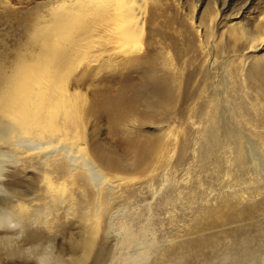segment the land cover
Instances as JSON below:
<instances>
[{"label": "bare ground", "instance_id": "bare-ground-1", "mask_svg": "<svg viewBox=\"0 0 264 264\" xmlns=\"http://www.w3.org/2000/svg\"><path fill=\"white\" fill-rule=\"evenodd\" d=\"M166 1L44 0L20 16L13 59L0 56V210L23 225L0 229L5 253L26 242L54 245L60 264H264V19L231 23L239 49L219 62L215 15L174 26ZM101 69L116 77L112 94L89 82ZM218 69L216 85L194 91L197 75L204 84ZM98 118L131 150L96 146ZM193 158L202 170L222 163L227 184L243 186L190 194L189 217L160 233L161 216L182 210L184 182L170 177ZM12 173L27 184H5Z\"/></svg>", "mask_w": 264, "mask_h": 264}, {"label": "rangeland", "instance_id": "rangeland-1", "mask_svg": "<svg viewBox=\"0 0 264 264\" xmlns=\"http://www.w3.org/2000/svg\"><path fill=\"white\" fill-rule=\"evenodd\" d=\"M43 1L44 0H0V39H3L4 45H7V47L10 48V51H7V49L4 48V52H2L1 50L3 47L2 46L3 42H1L2 40H0V56L4 58V60L9 61L13 59V54L11 53L12 49H14L16 45L19 43V40H21L20 37L22 36L23 31L22 28H20L18 25L20 16H23L27 10L32 11L31 9L36 4H39ZM166 2L168 4L167 6L168 7L167 12L169 13L168 18L172 17L173 19H175L173 21L174 26L176 25L179 26L180 24H182L183 20L187 15L188 16L192 15L195 21L201 24L208 23L210 20H214L213 17L215 15L213 32L216 42H218L217 47L219 46L217 48V54H216L217 60L219 62L221 61L223 62L224 58H226L228 61L234 60V56L237 53H233V52H237V50L239 49L238 46L236 47L233 46L231 34L228 33L229 25L231 23L242 22L243 25L247 27V29H252L254 28V26L257 27V25L259 24V20L262 17L264 19V0H167ZM6 55L9 59L6 57ZM260 56L264 57V44L262 45V48L260 49L257 57ZM99 71L100 72H98L96 76H93L89 80V82L94 81L92 83V87L95 86L94 88L97 91L101 87L102 88L99 90V92L102 89L108 88L109 90L110 89L112 90L111 91L112 94V92L115 89H117L118 86V84H116L117 83L115 79L116 77H114L113 72L110 71L109 69H101ZM202 75L203 74H199L195 77L194 80L195 83L193 85L195 92L197 89H201V87H204L207 84L216 85V83L220 81L222 72L220 70L214 76L213 80H208L204 82V84L201 81ZM131 76L135 79L136 82L139 81V76L137 77L134 74H132ZM94 88L88 90L89 95H91L92 92H95ZM259 103L261 107V112L263 113V117H264V102L259 101ZM202 104H203L202 101L199 102L198 108H200ZM107 121L108 120H106L105 118H98L97 121L95 120L91 122V126L93 127V135H92L94 139L93 141L95 142L96 146L103 145V147L105 148L108 145L109 147L108 146L106 147V149L108 148V151L115 150L118 154H120V152L121 154H124V152L127 153V150H131V149H126V147H124L125 149L123 148L120 142V138L117 135H115L114 132L113 133L111 132L113 131L112 127H110L111 124H109ZM142 130H144L143 135L145 136V139L151 137L152 140H155L156 134L154 133V127L148 126L147 124V126H144ZM108 131H110L111 133H109ZM244 134H245L244 136L246 137L245 140L251 141L247 132H244ZM138 139H141V137H139ZM261 154L264 155V152L262 151ZM190 165L191 168H189L188 170L184 168V170H179L178 172L173 173L170 177V179H172L177 183H179L180 181L184 182L182 183L183 185L182 184L180 185L182 186L181 190L183 191L181 192L182 210L180 211L179 215L175 216V218L170 216L172 215L171 213L170 215L164 214L163 216H161L160 219L161 222L163 221L162 222L163 227L160 230V233L163 232L167 233L171 230L176 229L175 225L177 226V223L178 226L181 225L179 222L181 219H187L189 217L190 215V213H188L189 211L186 212L187 211L186 199L188 198V201L190 203L193 202V199H190V194H194L197 201H199L200 199H212L213 197L223 198V194L225 193L228 194L231 192L232 189L242 188L243 186L242 184H240L238 187V185H234L233 182L227 184L226 181H229V179L227 180L226 168L220 162L218 163L210 162L207 168L205 170H202L199 167H197L198 159L193 158L192 161L190 160ZM26 177L28 176H22L21 174L13 175L12 173L8 175V178L4 183L6 184L8 182H13L14 184L13 183L9 184L13 186L26 185L28 182ZM229 178L231 179L230 175ZM190 186L193 187L191 188ZM257 186L258 188L263 190L264 180H259ZM186 191H187V196H186ZM247 191L249 192V190ZM140 205L142 206V204ZM140 209H142V207H140ZM167 216H169L170 218ZM171 220H174L176 223L172 222ZM257 221L260 222L259 228H264L263 217L259 216ZM158 226L159 225H156L155 227ZM2 233L3 232H1L0 234ZM65 233H66V237L70 236L71 234H75L76 233L75 227L71 226L70 229ZM58 236H59L58 240L61 241L62 238L61 234H58ZM22 243L23 242H21L19 245V248H21L20 246H23L21 248V251H23L24 248H27V246L30 245L29 243L26 242H24L23 244ZM0 264H33V263L31 259H27L25 252H22L14 257V256H10L9 253H5L4 249L0 247Z\"/></svg>", "mask_w": 264, "mask_h": 264}, {"label": "clouds", "instance_id": "clouds-1", "mask_svg": "<svg viewBox=\"0 0 264 264\" xmlns=\"http://www.w3.org/2000/svg\"><path fill=\"white\" fill-rule=\"evenodd\" d=\"M0 179H3V177L0 176ZM22 227L23 225L12 212L0 210V229L17 230L22 229ZM20 237L18 235L17 238L19 239ZM24 252L29 259L35 260V264H60L56 256L55 246L52 244L29 246L24 249Z\"/></svg>", "mask_w": 264, "mask_h": 264}]
</instances>
